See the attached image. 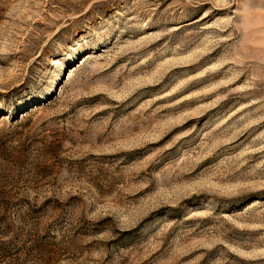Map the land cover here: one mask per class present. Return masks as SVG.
<instances>
[{
  "label": "rangeland",
  "instance_id": "rangeland-1",
  "mask_svg": "<svg viewBox=\"0 0 264 264\" xmlns=\"http://www.w3.org/2000/svg\"><path fill=\"white\" fill-rule=\"evenodd\" d=\"M0 264H264V0H0Z\"/></svg>",
  "mask_w": 264,
  "mask_h": 264
}]
</instances>
